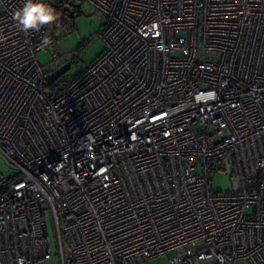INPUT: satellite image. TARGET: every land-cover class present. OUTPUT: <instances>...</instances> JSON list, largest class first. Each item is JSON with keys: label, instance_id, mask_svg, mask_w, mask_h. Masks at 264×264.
Segmentation results:
<instances>
[{"label": "built area", "instance_id": "1", "mask_svg": "<svg viewBox=\"0 0 264 264\" xmlns=\"http://www.w3.org/2000/svg\"><path fill=\"white\" fill-rule=\"evenodd\" d=\"M79 1L104 49L48 84L78 51L0 0V264L51 258L46 210L60 264H264V0Z\"/></svg>", "mask_w": 264, "mask_h": 264}, {"label": "rangeland", "instance_id": "2", "mask_svg": "<svg viewBox=\"0 0 264 264\" xmlns=\"http://www.w3.org/2000/svg\"><path fill=\"white\" fill-rule=\"evenodd\" d=\"M75 13L72 17L68 18L59 15L56 12L58 19L50 24L53 33L56 37L57 48L63 53L71 50H78L77 57L79 58L78 64H73L71 68L62 74L63 78L67 80L74 77L83 63H88L98 57L104 49L103 40L97 32L100 28V21L95 15L94 9L86 2L79 0H71ZM40 66H47L51 64L52 53L49 49L41 50L36 53L35 58ZM15 169L9 166L3 158H0V178L12 176ZM211 184L209 185L213 191L225 192L232 189L230 177L223 171H217L210 176ZM50 210L45 211V224L47 232V241L49 246V253L51 258L43 261L41 264H60L61 256L59 253V244L57 240V229ZM65 257H68V252L65 250ZM167 253L157 258L148 260L146 264H170L169 256ZM202 264H212L205 262ZM236 264H250L248 261H240Z\"/></svg>", "mask_w": 264, "mask_h": 264}, {"label": "clouds", "instance_id": "3", "mask_svg": "<svg viewBox=\"0 0 264 264\" xmlns=\"http://www.w3.org/2000/svg\"><path fill=\"white\" fill-rule=\"evenodd\" d=\"M17 27L22 31L39 30L42 26L54 23L58 17L55 9L44 0H26L23 7L13 15Z\"/></svg>", "mask_w": 264, "mask_h": 264}, {"label": "water", "instance_id": "4", "mask_svg": "<svg viewBox=\"0 0 264 264\" xmlns=\"http://www.w3.org/2000/svg\"><path fill=\"white\" fill-rule=\"evenodd\" d=\"M72 16H73V15H72V13L70 12V13H69V17H72ZM69 66H70V64H69V63H66V64L62 65L61 67H59L58 69H55V71H53L52 73H50V74L47 76L46 83H48V84L52 83V81H54V80L57 79L59 76H61L63 73H65V72L68 70ZM224 161H225V163H228V160H224ZM229 171H230V166L227 165V166H226V172H225V173H227V175H229V174H230ZM233 185H234V184H233ZM234 186L236 187V185H234Z\"/></svg>", "mask_w": 264, "mask_h": 264}, {"label": "trees", "instance_id": "5", "mask_svg": "<svg viewBox=\"0 0 264 264\" xmlns=\"http://www.w3.org/2000/svg\"><path fill=\"white\" fill-rule=\"evenodd\" d=\"M58 4V3H57ZM58 6V5H57ZM75 13V10H73V14ZM78 51V50H77ZM7 163V162H6Z\"/></svg>", "mask_w": 264, "mask_h": 264}]
</instances>
